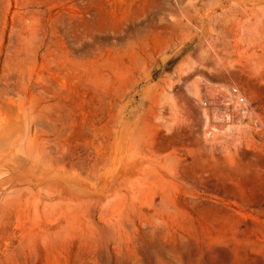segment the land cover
I'll list each match as a JSON object with an SVG mask.
<instances>
[{
	"label": "rangeland",
	"instance_id": "1",
	"mask_svg": "<svg viewBox=\"0 0 264 264\" xmlns=\"http://www.w3.org/2000/svg\"><path fill=\"white\" fill-rule=\"evenodd\" d=\"M231 85L242 113L201 107ZM0 174V264H158L141 232L163 264H264V0H0Z\"/></svg>",
	"mask_w": 264,
	"mask_h": 264
},
{
	"label": "bare ground",
	"instance_id": "2",
	"mask_svg": "<svg viewBox=\"0 0 264 264\" xmlns=\"http://www.w3.org/2000/svg\"><path fill=\"white\" fill-rule=\"evenodd\" d=\"M248 38V37H247ZM251 39H252V37H251ZM254 42H256V40L254 41ZM255 44V43H254ZM254 44H253V47H254ZM259 44H260V42H259ZM251 46V45H250ZM256 46V45H255ZM263 46V45H262ZM196 74V73H195ZM194 75V74H193ZM195 76V75H194ZM193 76V77H194ZM200 76H201V74H200ZM199 76V77H200ZM197 77V76H196ZM202 77V76H201ZM204 79V78H203ZM190 81V80H189ZM188 81V83H190ZM194 81H195V78H194ZM201 81V80H200ZM202 82V81H201ZM197 83V82H196ZM199 84V83H198ZM201 85H202V83H201ZM197 87H198V85H197ZM201 87V86H200ZM199 90V89H198ZM205 90V89H204ZM192 92H194V91H192ZM205 92H206V90H205ZM210 92V91H209ZM209 92H207L208 94H209ZM212 93V92H211ZM203 94V96H204V92L202 93ZM192 95H194V94H192ZM199 95V94H198ZM193 97V96H192ZM206 97H207V95H206ZM198 99V98H197ZM195 101H196V99H195ZM192 102V101H191ZM193 103H195V102H193ZM190 104L191 103H189V106H190ZM195 105H196V103H195ZM194 105V106H195ZM192 106V105H191ZM194 106H193V109H194ZM198 106V105H197ZM192 109V108H191ZM196 109H197V107H196ZM198 111H199V108L197 109ZM208 110V109H207ZM212 111V110H211ZM199 113H205L204 111H202L201 110V112H199ZM211 113V112H210ZM207 114H208V112H207ZM212 114V113H211ZM199 115V114H198ZM203 116V115H202ZM217 117H218V115H217ZM216 117V118H217ZM205 118H206V116H205ZM203 119V118H202ZM198 120V119H197ZM200 120V119H199ZM51 122V121H50ZM198 122V121H197ZM53 123V122H52ZM54 124V123H53ZM37 132V131H36ZM51 132H53V131H51ZM55 133V132H54ZM55 136H56V134H55ZM54 136V139L56 138ZM35 138V137H34ZM57 138H59L58 136H57ZM57 138H56V140H57ZM100 139V138H99ZM35 140V139H34ZM37 140V139H36ZM47 140H49L50 141V139H47ZM105 140V139H104ZM53 141V140H52ZM57 141H60V140H57ZM101 141H103V140H101ZM43 142H44V140H43ZM48 142V141H47ZM53 143V142H52ZM55 143H56V141H55ZM59 143V142H58ZM58 143H56V144H58ZM60 143H62L61 141H60ZM102 143V142H101ZM19 144H21V143H19ZM18 144V146H19V148H20V145ZM37 144H39V142H37ZM45 144V143H44ZM48 144V143H47ZM54 144V143H53ZM53 144H52V146H53ZM126 144V143H125ZM36 145V144H35ZM41 145V144H40ZM40 145H37V146H40ZM49 145V144H48ZM58 145H60V144H58ZM98 145V144H97ZM103 145V144H102ZM51 146V147H52ZM54 146H56V145H54ZM54 146H53V149H54ZM62 146H63V143H62ZM123 146H124V144H122L121 143V141L120 140H115V141H113V143L111 144V145H109L108 144V147H110L111 148V150H112V153L114 154V157H115V159L117 160V161H119V162H121V161H123L122 159H123V155H124V148H123ZM130 146H131V143H130ZM26 147L29 149V146H27L26 145ZM41 147H42V145H41ZM41 147H40V149H41ZM45 147H46V144H45V146H43L42 148H44L45 149ZM58 147V146H57ZM132 147V146H131ZM26 148V149H27ZM38 148V147H37ZM50 148V147H49ZM59 148V147H58ZM101 148V147H100ZM24 149H25V147H24ZM40 149H37V150H35V152L36 151H38L37 153H36V156H37V158L38 157H41V154H42V157H43V159H44V170H46L47 168H50V169H52V168H54V167H52L53 165H52V157L53 156H51V154L53 153V150H52V152L50 153V155L47 153V152H44V151H42L41 153H40ZM48 149V148H47ZM52 149V148H51ZM59 150H61V147H60V149ZM108 150V149H107ZM25 151V150H24ZM27 151V150H26ZM29 151V153H30V150H28ZM32 151V150H31ZM55 151H57V150H55ZM65 151V150H64ZM106 151V150H105ZM21 152H22V148H21ZM27 153V152H26ZM31 154V153H30ZM58 154V153H57ZM65 153H63L62 154V156L64 155ZM59 155V154H58ZM61 155V154H60ZM32 156V155H31ZM59 157L58 156V158H64V157ZM28 157H29V155H28ZM101 158V157H100ZM107 158V157H106ZM64 160V159H63ZM63 160H60V162L61 161H63ZM65 160H66V156H65ZM128 160H130V159H128ZM106 161V160H105ZM99 162V161H98ZM65 163V162H64ZM67 163V162H66ZM137 163V162H136ZM54 166L55 167H59V162H58V160H54ZM125 164H127V162H125ZM134 164V163H133ZM6 165H7V167H8V169L10 170V173H16L17 172V169L15 168L16 167V165H14V163H13V158H9V159H7L6 160ZM65 165H67V164H65ZM135 166V165H134ZM99 167H101V165L99 166ZM122 167V166H121ZM128 167V166H127ZM129 170V169H128ZM136 170V169H135ZM26 171H28V170H26ZM47 171V170H46ZM115 172H116V170H115ZM27 173H29V172H27ZM129 173V172H128ZM138 173H139V171H138ZM137 172H136V174H138ZM135 174V175H136ZM141 173H139V175H140ZM1 175V174H0ZM28 176H29V174H27ZM129 175V174H128ZM132 174H130V176H131ZM126 176H127V170H126V168H122L119 172H117L115 175H114V177H115V179L117 180V182L114 184V185H112L110 188H109V194H111V195H114V196H119V195H122V194H120L119 193V189H121L122 187L124 188V187H126L127 185H123L124 183H125V180H126ZM129 176V177H130ZM128 177V176H127ZM128 177V178H129ZM137 178V177H136ZM34 180V184L35 185H37V186H41V183L39 182L40 181V178L39 177H35L33 174L30 176V179H28V178H26V177H24L23 178V180L26 182V184H27V187H30V185H31V183H32V180ZM139 178H137V180H138ZM13 180V179H12ZM101 180V179H100ZM140 180H141V176H140ZM144 180V179H143ZM142 180V181H143ZM130 181V180H129ZM139 181V180H138ZM132 182V181H131ZM144 182V181H143ZM142 182V183H143ZM138 183V182H137ZM146 183V182H145ZM18 184V183H17ZM33 184V183H32ZM24 185V184H23ZM149 185V184H148ZM148 185H147V187H148ZM34 186V185H33ZM109 185L108 184H105L104 186H102V189L103 188H106V187H108ZM26 187V186H25ZM24 187V188H25ZM32 187V186H31ZM129 187V186H128ZM24 188H21V189H24ZM37 188V187H36ZM25 189H27L28 190V188H25ZM33 189H35V187L33 188ZM39 189H41V188H39ZM101 189V188H100ZM36 190V189H35ZM35 190H33L34 192H35ZM38 190V189H37ZM98 190V189H97ZM96 190V191H97ZM23 191V190H22ZM95 191V192H96ZM18 192V191H17ZM43 192V191H42ZM147 192V193H146ZM146 192H144V193H146L147 194V196L149 197L150 196V191H149V189L146 191ZM23 193V192H22ZM94 193V192H93ZM92 193V194H93ZM122 193V192H121ZM149 193V194H148ZM52 194H55L56 196H58L60 199H62L64 196H63V193L60 191V189H58V190H54L53 189V191H52ZM97 194H101L102 196H101V198L102 197H104L105 195H104V192L103 191H98L97 192ZM35 195H36V193H35ZM34 194H33V196H35ZM104 195V196H103ZM140 194H138V196H139ZM144 195V194H143ZM10 196H11V194H10ZM15 196V195H14ZM28 196V195H27ZM32 196V197H33ZM68 196H69V194H68ZM32 197H30V198H32ZM36 197V196H35ZM100 197V196H99ZM144 197H146V196H144ZM147 197V198H148ZM21 198V197H20ZM37 198V197H36ZM35 198V199H36ZM4 199H6V198H4ZM10 199V198H9ZM19 199V198H18ZM24 199H25V196H24ZM34 199V200H35ZM92 199V198H91ZM33 200V199H32ZM138 200V199H137ZM140 200V199H139ZM45 201V200H44ZM44 201H42V202H44ZM74 202V201H73ZM15 203V202H14ZM39 203V202H38ZM57 203H59V204H61L60 202H57ZM142 203V202H141ZM40 204H42V203H40ZM65 206V205H64ZM40 207H41V205H40ZM65 207H67V206H65ZM33 209H34V207H33ZM65 209V208H64ZM69 209V208H68ZM73 213V212H72ZM71 213V214H72ZM61 214V213H60ZM114 214V213H113ZM32 219V218H31ZM70 220V219H69ZM129 220V219H128ZM61 224V223H60ZM39 230L40 231H44L45 229L43 228V227H40L39 228ZM57 231V230H56ZM60 231V230H59ZM31 232V231H30ZM26 233V232H25ZM58 233V232H57ZM136 234H137V232H135ZM206 233V232H205ZM24 234V233H23ZM28 234V233H27ZM134 234V233H133ZM160 234V233H159ZM171 234V233H170ZM25 236H26V234H24ZM23 235V237L25 238V236ZM137 235H139V232H138V234ZM203 237V236H202ZM249 237V236H248ZM177 238H178V236H177ZM184 238H185V236H184ZM206 238V237H205ZM139 239V238H138ZM182 239V238H181ZM181 239L179 238V240L181 241ZM98 240H100L98 243L99 244H101V245H104V243L105 244H108L109 242L110 243H113V244H117V245H120L121 244V242H122V237H121V232H106V233H99L98 234ZM145 240H147L148 241V243L150 244V246L152 247V249L154 250L153 252H155L157 255H158V264H163L162 263V258H160V254H162L163 252L165 253V255H167V254H171L172 255V253H174L175 252V248L174 247H171V246H169V245H167L166 243H162L161 242V240L158 238V236H157V234H155L154 232H141V242L142 241H145ZM166 240V239H165ZM225 240V239H224ZM245 240V239H244ZM182 241H183V239H182ZM181 241V242H182ZM204 241H206V240H204ZM242 241V240H241ZM96 242V241H95ZM126 242V241H125ZM132 242V241H131ZM134 242V241H133ZM180 242V243H181ZM222 242V241H221ZM252 242V241H251ZM257 242V241H256ZM109 243V244H110ZM128 243V242H127ZM126 243V244H127ZM135 243H136V241H135ZM187 243L188 242H185L184 243V245H187ZM223 243V242H222ZM221 243V244H222ZM231 243H232V241H231ZM23 244V243H22ZM183 244V243H182ZM181 244V245H182ZM224 244V243H223ZM91 245V244H90ZM116 245V246H117ZM125 245V244H124ZM137 245V244H136ZM147 245V244H146ZM251 245V244H250ZM111 246V245H110ZM223 246H225V245H223ZM252 246V245H251ZM255 246V245H254ZM94 247H96V246H94ZM104 247V246H103ZM149 247V246H148ZM151 247H149V248H151ZM184 247V246H183ZM219 247V246H218ZM218 247H216V248H218ZM241 247H243L242 245H241ZM256 247V246H255ZM254 247V248H255ZM89 248V247H88ZM147 248V247H146ZM180 248V247H179ZM94 249V248H93ZM92 249V250H93ZM102 249V248H101ZM148 249V248H147ZM83 250V249H82ZM81 250V251H82ZM91 250V249H90ZM114 250V249H113ZM137 250V249H136ZM149 250V249H148ZM217 249H215V248H213V247H210V246H208V245H206V243L204 242L203 243V247L201 248V250H200V253H202L206 258L203 260V261H205L207 258H209L211 255H213V253H215L214 251H216ZM219 250V249H218ZM85 251H87V250H85ZM103 251V250H102ZM123 251V250H122ZM138 251V250H137ZM136 251V252H137ZM149 251H151V250H149ZM178 251V250H177ZM181 251H183V250H181ZM239 251V250H238ZM80 252V251H79ZM91 252V251H90ZM148 252V251H147ZM152 252V253H153ZM184 253H185V251H183ZM182 252V253H183ZM187 252V251H186ZM242 252V251H241ZM251 252V251H250ZM87 253V252H86ZM89 253V252H88ZM107 254H108V252H106ZM151 253V254H152ZM191 253V252H190ZM94 254V253H93ZM175 254V253H174ZM173 254V255H174ZM195 254H197V252H195ZM251 254V253H250ZM92 255V254H91ZM123 255V254H122ZM182 255V254H181ZM240 255H241V253H240ZM248 255H249V253H248ZM141 256H142V254H141ZM152 256V255H151ZM153 256H155L154 255V253H153ZM185 256V255H184ZM83 257V256H82ZM82 257H81V260H82ZM85 257V256H84ZM118 257V256H117ZM134 257V256H133ZM168 257H170V256H168ZM175 256H173V258H174ZM188 257V256H187ZM227 257V256H226ZM252 257V256H251ZM255 257V256H254ZM130 258V257H129ZM144 258V257H143ZM143 258H142V260H143ZM154 258V257H153ZM160 258V259H159ZM204 258V257H203ZM89 259V258H88ZM141 259V258H140ZM156 259V258H155ZM181 259V258H180ZM194 259V258H193ZM118 260L119 261H124V262H126L127 260L125 259V257H122V256H119V258H118ZM138 260V259H137ZM157 260H153L154 262H156ZM173 260V259H172ZM179 260V259H178ZM189 260V259H188ZM83 261V260H82ZM82 261H80V262H82ZM165 261H168V260H166L165 259ZM196 261V260H195ZM247 261H249L248 259H247ZM164 262V261H163ZM191 262V261H190ZM250 262H252V261H250ZM96 263V262H95ZM145 263H146V260H145ZM145 263H140V264H145ZM157 263V262H156ZM155 263V264H156ZM168 263V262H167ZM176 263V262H175ZM177 263H179V262H177ZM189 263V262H188ZM187 263V264H188ZM86 264V263H85ZM88 264V263H87ZM91 264V263H90ZM128 264H137V262H136V260H134V259H131V260H129V263ZM150 264V263H149ZM183 264H186V263H184L183 262ZM239 264V263H238ZM247 264V263H246Z\"/></svg>",
	"mask_w": 264,
	"mask_h": 264
},
{
	"label": "built area",
	"instance_id": "3",
	"mask_svg": "<svg viewBox=\"0 0 264 264\" xmlns=\"http://www.w3.org/2000/svg\"><path fill=\"white\" fill-rule=\"evenodd\" d=\"M217 92L213 97H203L200 101L202 108L210 110H220L225 114L222 121L228 120L230 114L243 112L245 109V96L235 85L228 87H217Z\"/></svg>",
	"mask_w": 264,
	"mask_h": 264
}]
</instances>
